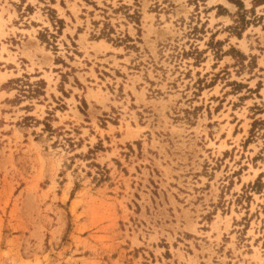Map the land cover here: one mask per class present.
I'll return each instance as SVG.
<instances>
[{
  "label": "rangeland",
  "instance_id": "rangeland-1",
  "mask_svg": "<svg viewBox=\"0 0 264 264\" xmlns=\"http://www.w3.org/2000/svg\"><path fill=\"white\" fill-rule=\"evenodd\" d=\"M0 264H264V0H0Z\"/></svg>",
  "mask_w": 264,
  "mask_h": 264
}]
</instances>
